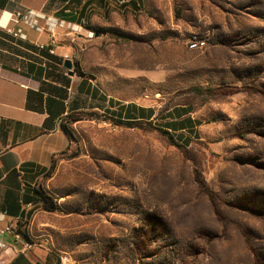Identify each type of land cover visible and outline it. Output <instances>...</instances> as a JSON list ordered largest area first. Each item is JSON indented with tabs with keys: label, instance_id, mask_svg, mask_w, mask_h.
Wrapping results in <instances>:
<instances>
[{
	"label": "rangeland",
	"instance_id": "374dc122",
	"mask_svg": "<svg viewBox=\"0 0 264 264\" xmlns=\"http://www.w3.org/2000/svg\"><path fill=\"white\" fill-rule=\"evenodd\" d=\"M140 1L117 24L68 29L81 107L41 184L58 209L18 227L29 256L264 264V0ZM82 77L98 99L77 95ZM130 104L145 118L130 124ZM175 109L184 129L167 124Z\"/></svg>",
	"mask_w": 264,
	"mask_h": 264
},
{
	"label": "crops",
	"instance_id": "0c3cea01",
	"mask_svg": "<svg viewBox=\"0 0 264 264\" xmlns=\"http://www.w3.org/2000/svg\"><path fill=\"white\" fill-rule=\"evenodd\" d=\"M134 1L0 0V229L30 226L44 210L38 190L54 160L71 144L63 121L81 106L73 92L78 74L72 76L64 67L73 33L69 27L117 24L141 11V1L140 6ZM75 87L77 95L99 97L87 77ZM7 240L0 248V264H13L21 254L16 248L24 244L11 235ZM24 255L33 264L49 261L44 252L34 258Z\"/></svg>",
	"mask_w": 264,
	"mask_h": 264
},
{
	"label": "trees",
	"instance_id": "16d2710c",
	"mask_svg": "<svg viewBox=\"0 0 264 264\" xmlns=\"http://www.w3.org/2000/svg\"><path fill=\"white\" fill-rule=\"evenodd\" d=\"M135 2V1H134ZM81 74H83L84 72L80 71ZM66 78V83H67V86H69L70 84V80L69 78L65 77ZM64 98H67V95L64 94L63 96ZM136 109L140 111V113L137 114L136 112ZM176 110V114H178V118H180L179 120H172L171 122H167V124L171 125V126H177V125H180L182 127L180 128H185L184 127V123L185 121H189L190 119L188 117H185L184 118V115L188 113V111H185L183 113H180L178 109H175ZM153 110H150V115L153 113L152 112ZM125 116L128 118V122L130 124H134V122L137 121V119H144L145 116H146V110L143 108V107H137V105L135 104H130L128 105L127 109L125 110L124 112ZM119 114L121 115V113L119 112ZM69 115V114H68ZM71 117V120H78L80 119L79 116L77 117H74V116H70ZM183 117V118H182ZM67 119V118H66ZM66 119L65 121H63V127L65 128V130L67 131V133L69 134V136H73V132H72V129L70 128V126L66 123ZM158 129L163 133L165 134L166 136L170 137L171 139H174V140H177L179 142H181V144L183 145H186L184 141L178 139L175 137L174 134H172L168 128H165V127H162V126H158ZM55 161V160H54ZM53 167H54V162L52 164V166L50 167V169L48 170V172L46 173V176H51L52 173H53ZM40 196H41V199H42V206H43V209L44 210H47V211H56L58 209V202L55 200V198L53 196H51L47 190L43 189L42 187L39 188L38 190ZM22 231V230H20ZM22 233L28 237L29 234H28V230H25L24 232L22 231ZM13 264H33L31 263L28 258L24 255V254H20L19 257L13 262ZM34 264H41L40 262H36Z\"/></svg>",
	"mask_w": 264,
	"mask_h": 264
},
{
	"label": "built area",
	"instance_id": "2783aa9c",
	"mask_svg": "<svg viewBox=\"0 0 264 264\" xmlns=\"http://www.w3.org/2000/svg\"><path fill=\"white\" fill-rule=\"evenodd\" d=\"M135 2H137L140 6V2L138 0H135ZM73 28H78V27H74ZM16 35H18V33H15ZM52 52H55V48L51 49ZM65 59H70V56L68 53H66L64 55ZM15 240V241H19V240H24V244L21 248H16V250L21 253H27L30 252L34 249L35 244L29 240L21 231L17 230L16 228H14L13 226H7L5 228H1L0 229V248H5L9 243V241L7 240L8 236H10Z\"/></svg>",
	"mask_w": 264,
	"mask_h": 264
},
{
	"label": "water",
	"instance_id": "95a60500",
	"mask_svg": "<svg viewBox=\"0 0 264 264\" xmlns=\"http://www.w3.org/2000/svg\"><path fill=\"white\" fill-rule=\"evenodd\" d=\"M64 67L69 71L70 75L75 74L74 62L72 59H66L64 62Z\"/></svg>",
	"mask_w": 264,
	"mask_h": 264
}]
</instances>
